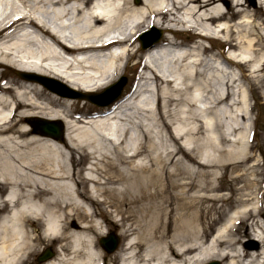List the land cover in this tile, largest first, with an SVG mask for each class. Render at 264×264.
<instances>
[{
    "label": "bare ground",
    "instance_id": "1",
    "mask_svg": "<svg viewBox=\"0 0 264 264\" xmlns=\"http://www.w3.org/2000/svg\"><path fill=\"white\" fill-rule=\"evenodd\" d=\"M227 1L0 0V200L6 202L0 214L9 211V194L20 186L36 189L41 197L57 195L70 221L67 237L53 240L59 253L41 264H104L96 245L84 240L75 248L73 237L97 238L102 235L97 217L112 224V215L119 217L122 236L114 253L118 264L212 259L264 264V219L251 218L244 244L235 233L255 204L239 196L241 204L216 229L212 216L224 206H203L228 199L220 194L221 169L235 170L247 159L248 122H234L230 138H218L220 144L229 141V148L208 151L216 129L223 127L218 120L235 118L236 105L245 107L241 119H250L242 70L251 66V78L260 82L264 67L262 56L230 55L244 43L252 53L264 48V0L252 9L259 22L242 34L244 20L229 24L224 19L228 11H247L244 5L252 0H229L236 11L220 7ZM150 26L193 32L198 40L187 50L166 33L165 42L134 49L138 35ZM215 38L224 41L227 54L206 53L204 40ZM131 58L146 63L134 69L142 71L133 76L130 93L111 104L93 101L104 98L102 90L132 67ZM214 59L223 61V70L208 61ZM229 67L239 69L240 76H232ZM27 75L90 94L83 98L95 105L50 91ZM153 93L154 108L146 99ZM219 107L228 110L226 116L220 118ZM36 118L63 120L62 138L36 131L30 124ZM186 139L191 144L185 145ZM94 205L101 210L94 211Z\"/></svg>",
    "mask_w": 264,
    "mask_h": 264
},
{
    "label": "rangeland",
    "instance_id": "2",
    "mask_svg": "<svg viewBox=\"0 0 264 264\" xmlns=\"http://www.w3.org/2000/svg\"><path fill=\"white\" fill-rule=\"evenodd\" d=\"M133 2L135 4H139L136 3L135 0H133ZM139 2V0H138ZM247 6L248 9L247 11H240L239 14H232L231 15V11H228V13L225 16L224 20H227L229 22V24H233L235 22H237L238 20H244V24H247V26H244L242 28V31H240V34L244 33V31L248 30L250 28V25L255 24L258 21V18L255 17L253 15V8H257L259 6V0H252V3H249V1H247L244 5V7ZM220 7L222 9L227 8V7H232L233 11H236L237 8L233 7L231 5V1H227L226 4L224 3L223 5L221 4ZM243 7V8H244ZM264 14V12H263ZM185 17V18H184ZM183 18L185 20H190V18L188 16H184ZM254 20V21H253ZM151 27V26H150ZM212 27V26H211ZM158 31H160V37L158 38L157 42H165L164 40V36L165 34H170L176 41H178L180 43L181 48H186L187 50L192 47V45L198 40V37L195 36V34H193V32H185L182 31L181 29L178 31H172V32H168L165 29H161V28H156ZM147 30H150L147 29ZM140 35V34H139ZM139 35H138V43H134L133 48H141V43L139 40ZM235 38L237 40V35L235 33ZM253 36H251V38H253ZM205 42H203V45L206 47L207 54H216L219 52H223L224 54H227V50L228 48H226L225 43H223L224 41L222 39L219 38H215L214 40H204ZM178 43V44H179ZM143 50V49H142ZM255 54V55H254ZM233 57L236 58H245V57H250L253 58L254 56L256 57H264V48L261 50H258L257 53H252V51L250 49H247V43H244L242 46L236 47L235 49H232L231 54ZM256 57V58H257ZM211 63L213 62V66H216L217 68H220L223 70L224 67V63L222 60L220 59H214L213 61L208 60ZM137 59H130L128 62V66H132L130 68L126 69V72L123 76L126 79V82L122 88L121 91V95L120 97H123V95L128 94L131 89L129 90V88L131 87L130 83L131 80L133 78V76L137 75L136 70H134L135 68H137V66L139 65V63L137 62ZM253 62V61H252ZM124 63V60H122L120 62V66H122ZM252 66H257L258 62L255 61L254 63H251ZM155 65H157L155 63ZM222 67V68H221ZM250 69L251 66L247 65L243 68L242 70V75L244 77H242L243 79H241V85L242 87L245 88L246 90V94H247V98H248V109L250 110L248 113L250 115V119L246 120L245 118L240 117V113L244 112L245 107L242 106L240 104L236 105L234 107V109L231 112V115H236L238 114L235 118L231 119L230 117H228V119H225L224 117H222V119L218 120L220 123L223 124V127L221 129H216V132L213 135V138L215 139V141L213 142V145L211 146L210 150L208 152H210L211 154H217V149H219L220 147H222L223 149L229 148L230 146V142H222L221 144L218 143V138L225 136V138L228 140V138H230V134L233 133L231 128V125L235 123H238L239 121H241L243 124L248 122V126H249V138H248V145H249V151H248V156L247 159L240 163V166H238L235 170H231L230 168L224 170L221 169V178H219V182L221 184V186L223 187V189L220 191V194H224L225 197H227V200H215V202L213 201H208L205 202L203 204V206L205 207H218L220 205L224 206V211L220 214L214 213L212 218L213 219H217L216 220V224H215V229L219 226H221L223 224V222L225 221V218L227 217L228 214H230L229 210H231L232 208H237L241 203H240V198L239 196H243L245 199L246 204H255L256 207L254 210H252L250 212L249 218L245 219L242 221V223L238 226V229L236 230V235L241 237L240 241H239V245L244 244L245 242H247L249 240V232L251 230V218H263V213H264V67L259 71V74L262 76L260 82L255 81L254 79L251 78V74H250ZM229 73L234 76V77H238L240 76L241 72L239 71V69H237L236 67H229L228 68ZM146 76H148L147 78H150L149 74H145ZM120 77V76H119ZM119 77H117L116 79H118ZM33 79L36 81V77H33ZM115 79V80H116ZM114 80V81H115ZM113 81V82H114ZM112 82V83H113ZM52 83L54 84V86L59 88V83L52 81ZM65 85V84H64ZM153 87V86H152ZM239 89L241 90L242 88H240V85L238 86ZM255 89L254 91H251V89ZM68 92V90H65ZM77 91V90H76ZM80 93H84L81 91H78ZM154 92V91H153ZM70 95H72V93H69ZM155 94H152L153 99ZM84 96H79L77 98H79L80 100H85L93 105H95L94 103H92L91 101L87 100L86 98H83ZM151 95L149 97H147V103H150L152 108H154V101L152 104V99ZM237 98V96H236ZM74 99V98H72ZM79 104H81V101L79 102ZM97 105V104H96ZM237 106H239L237 108ZM224 108V107H223ZM220 111V107L218 108V112L220 113V118L223 115L226 116V108H224ZM228 111V110H227ZM233 113V114H232ZM236 113V114H235ZM60 121L62 128L64 127V122L62 120H58ZM238 121V122H236ZM204 134H201L200 137L201 139L204 138L203 137ZM186 142V143H185ZM184 142L185 145H189L191 144L189 142L188 139H186ZM178 144L179 143L178 141ZM204 152V151H203ZM145 162V160H140V162ZM80 167L83 165H79ZM79 166H77V168H79ZM222 182V183H221ZM199 195H201V193H198ZM219 194V193H218ZM257 202V203H256ZM254 205V206H255ZM98 206L94 205L93 209L96 212H99L101 210V208H97ZM213 213V212H212ZM217 217V218H216ZM112 224H108L107 221H105L103 218L101 217H97V223H98V227L99 230L102 231V235L97 237V241H96V249L99 250L101 252L102 260L101 262H103L104 264H118V260L114 259V253L115 251L118 249V247L120 246L121 242H122V236L120 234V230L117 226V222L119 217L116 215H112L110 217ZM116 223V224H115ZM109 231H113L120 239L119 243H118V247L116 248L115 251L111 252V253H106L101 246L99 245V238L106 236L107 233ZM244 233V236L242 235ZM211 234V233H210ZM251 234H253V231L251 232ZM242 235V236H241ZM134 235H132L130 238L133 240L134 239ZM42 246H45L44 249L46 247H50L51 251H52V257L53 258L57 253H59L58 248H59V243L57 241H48L46 240L44 242V244H41ZM38 252V251H37ZM35 253L34 255H32L26 262L25 264H38L36 262V256L40 253ZM221 264H226V260H219ZM41 264V263H40Z\"/></svg>",
    "mask_w": 264,
    "mask_h": 264
},
{
    "label": "clouds",
    "instance_id": "3",
    "mask_svg": "<svg viewBox=\"0 0 264 264\" xmlns=\"http://www.w3.org/2000/svg\"><path fill=\"white\" fill-rule=\"evenodd\" d=\"M5 203L0 200V208ZM7 203L9 211L0 214V256H3L4 264H24L30 254L44 249L45 246L38 244L41 238L52 241L67 237L70 221L57 195L41 197L34 188L25 190L16 186L9 194ZM9 240L12 241L10 247ZM84 240L95 248L96 237L79 234L73 237L74 247L80 248ZM80 264H87V260L80 261Z\"/></svg>",
    "mask_w": 264,
    "mask_h": 264
},
{
    "label": "water",
    "instance_id": "4",
    "mask_svg": "<svg viewBox=\"0 0 264 264\" xmlns=\"http://www.w3.org/2000/svg\"><path fill=\"white\" fill-rule=\"evenodd\" d=\"M158 37H159V33H157L154 36L153 41L157 40ZM142 46L145 47L146 44H143ZM41 80L44 84L47 85L48 82H45L46 79L43 78ZM123 84H124V79H121L116 84V86H118L120 88V87H122ZM116 96H117V93H116V95H113L110 100L114 99ZM31 124L35 128V130H37V131H40L44 134L52 135L55 138H61L62 129L60 126H56V124L54 122H48V121L41 120V121H34ZM100 243L106 249V251L111 252L115 249V247L117 245V239L113 235L112 236L110 235L107 238H101ZM51 256H52V252H50L49 249H46L40 256H38L37 261L42 262V261L50 258ZM210 264H219V263L218 262H212Z\"/></svg>",
    "mask_w": 264,
    "mask_h": 264
}]
</instances>
